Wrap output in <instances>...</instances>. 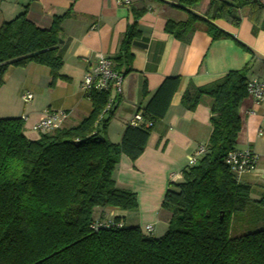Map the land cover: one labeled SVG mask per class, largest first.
Returning a JSON list of instances; mask_svg holds the SVG:
<instances>
[{"label": "trees", "instance_id": "16d2710c", "mask_svg": "<svg viewBox=\"0 0 264 264\" xmlns=\"http://www.w3.org/2000/svg\"><path fill=\"white\" fill-rule=\"evenodd\" d=\"M174 1L187 18L168 20L164 31L185 44L196 31L212 41L230 38L215 22L238 26L242 8L248 9L254 32H264V0ZM27 7L0 25V88L8 67H45L50 86L62 78L58 44L68 14L40 29L27 19ZM135 24L123 35V55L113 60L116 69L122 60L125 68L131 65ZM249 71L247 65L183 93L180 106L186 111H194L204 98L210 100L211 132L196 164L181 171L179 182H169L161 203L169 219L158 238L102 211L137 210L136 195L116 187L113 174L122 155L135 162L143 154L152 125L166 115L180 77L163 80L138 109L142 125L128 124L116 144L105 134L113 109L98 120L108 93H91V112L74 127H59L37 140L24 135L22 118L0 119V264H264V228L247 232L253 219L240 226L243 233L235 226L252 208L263 206L264 199L252 200V189L223 162L235 150ZM110 221L113 225L106 228ZM97 222L103 227L95 231Z\"/></svg>", "mask_w": 264, "mask_h": 264}, {"label": "crops", "instance_id": "0c3cea01", "mask_svg": "<svg viewBox=\"0 0 264 264\" xmlns=\"http://www.w3.org/2000/svg\"><path fill=\"white\" fill-rule=\"evenodd\" d=\"M25 6L27 19L40 29H49L55 17L68 14L61 24L58 44L62 78L50 86L49 70L34 64L8 67L3 76L0 119L22 118L24 135L29 140L39 138L40 133L33 127L47 112L65 114L59 127H74L88 116L91 103L83 97L80 82L87 62H93L96 54L110 59L123 75L121 94L115 99L105 131L107 139L115 144L163 80L180 77L166 115L152 125L143 154L135 162L122 155L113 174L116 187L136 195L137 210H98L110 217H122V222L131 226L151 225L153 235L156 232L162 236L169 219L161 209L169 176L181 174L187 166L186 157L205 145L211 132L210 100H202L191 112L180 106L182 95L189 87L206 86L247 65L248 80L264 79V32H254L248 16L239 13L240 24L236 27L215 22L230 38L212 41L203 31H196L185 44L164 31L168 20L180 22L187 18L174 0H131L129 5H117L116 0H0V25L22 13ZM133 23L137 35L129 45L131 65L125 68L122 60L116 69L113 60L123 55V35ZM125 69L128 72L124 73ZM26 93L32 95L27 103L22 100ZM239 118L241 128L235 150L253 152L257 164L252 173L242 175L238 181L252 189V200L259 201L264 199V103L255 105L247 96L240 105Z\"/></svg>", "mask_w": 264, "mask_h": 264}, {"label": "built area", "instance_id": "2783aa9c", "mask_svg": "<svg viewBox=\"0 0 264 264\" xmlns=\"http://www.w3.org/2000/svg\"><path fill=\"white\" fill-rule=\"evenodd\" d=\"M131 0H116L117 5H129ZM87 62V61H86ZM88 63L83 77L80 82V90L87 100L90 98V94L93 92L108 93L109 98L107 104L100 115L98 120L106 118L108 112L111 111L115 104V99L121 94V85L123 81V75L114 69L113 62L105 58L101 54H96L93 62ZM247 96L251 98L255 105L264 103V79L251 78L247 82L246 87ZM32 99V95L26 93L22 95V100L27 103ZM252 114V112H250ZM66 118L63 113H46L44 119L40 120L33 127V131L43 134L59 128L61 122ZM98 123V122H97ZM132 127H138L142 125V117L140 112H137L129 122ZM150 126L149 123L143 125V127ZM205 152V147L199 145L196 147L193 154L186 157L187 166L191 167L196 164L197 159ZM224 164L230 169L236 179H239L242 175L252 173L257 164V156L249 150H233L229 152L223 160ZM181 179V174H170V182H178ZM105 227L113 225V223L107 222ZM120 227L121 224H117ZM103 227L99 222L92 226L93 230H98ZM144 231L148 234L154 232L151 225L144 226Z\"/></svg>", "mask_w": 264, "mask_h": 264}, {"label": "rangeland", "instance_id": "374dc122", "mask_svg": "<svg viewBox=\"0 0 264 264\" xmlns=\"http://www.w3.org/2000/svg\"><path fill=\"white\" fill-rule=\"evenodd\" d=\"M241 17H247L248 15V9L247 8H242L239 11ZM84 97V96H83ZM204 99H208V98H204ZM251 219H253V222H250V226L245 229L247 232H253L255 230H258L260 228H264V205L263 206H255L254 208L251 209V213L250 215H248L247 218L245 219H238L235 223L236 228L238 229V234L245 232V230H241V225L246 221L248 222L249 220L252 221ZM126 227H130L131 224L130 223H126L124 224ZM144 227L140 228L142 231H144L143 229ZM159 233H156L153 235L154 237H158ZM235 234H232V236H234ZM237 235V234H236Z\"/></svg>", "mask_w": 264, "mask_h": 264}]
</instances>
